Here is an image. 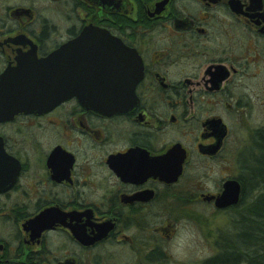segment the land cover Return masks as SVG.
Returning a JSON list of instances; mask_svg holds the SVG:
<instances>
[{"label": "flooded vegetation", "instance_id": "1", "mask_svg": "<svg viewBox=\"0 0 264 264\" xmlns=\"http://www.w3.org/2000/svg\"><path fill=\"white\" fill-rule=\"evenodd\" d=\"M129 72L119 106L76 92ZM43 80L75 93L17 109ZM257 185L264 0H0V264H193L177 225Z\"/></svg>", "mask_w": 264, "mask_h": 264}, {"label": "trees", "instance_id": "2", "mask_svg": "<svg viewBox=\"0 0 264 264\" xmlns=\"http://www.w3.org/2000/svg\"><path fill=\"white\" fill-rule=\"evenodd\" d=\"M217 238V251L202 264H264V186L240 203Z\"/></svg>", "mask_w": 264, "mask_h": 264}, {"label": "water", "instance_id": "3", "mask_svg": "<svg viewBox=\"0 0 264 264\" xmlns=\"http://www.w3.org/2000/svg\"><path fill=\"white\" fill-rule=\"evenodd\" d=\"M127 80H112V87L107 89H88V90H76L77 93H82V96L91 102V105L96 108L106 109L113 105L115 101L120 100L125 97H133L134 95V84L131 78L133 73L129 72L127 74ZM43 80V90L42 89H31L26 90V98L31 99L28 104L19 105L17 109H31V110H41L42 108H47L59 100L75 93L72 90H52L46 89ZM123 87H117V86ZM80 95V94H79ZM81 96V97H82ZM241 187L236 180H228L224 184V190L219 197H217L216 205L219 207H226L229 205L236 204L240 198Z\"/></svg>", "mask_w": 264, "mask_h": 264}, {"label": "rangeland", "instance_id": "4", "mask_svg": "<svg viewBox=\"0 0 264 264\" xmlns=\"http://www.w3.org/2000/svg\"><path fill=\"white\" fill-rule=\"evenodd\" d=\"M226 156L228 157L226 163L230 165V155L227 154ZM207 211H210V209H207ZM208 216V223L205 225L206 229L200 228L201 231L194 228L191 229L193 239L191 246L186 248V250H188L186 252L191 254L193 264L216 253L215 237L218 236V233L225 229L230 222L227 213L209 214Z\"/></svg>", "mask_w": 264, "mask_h": 264}, {"label": "clouds", "instance_id": "5", "mask_svg": "<svg viewBox=\"0 0 264 264\" xmlns=\"http://www.w3.org/2000/svg\"><path fill=\"white\" fill-rule=\"evenodd\" d=\"M193 233L183 223L177 225V233L172 241V251L177 257H182L185 254L186 248L191 246Z\"/></svg>", "mask_w": 264, "mask_h": 264}]
</instances>
